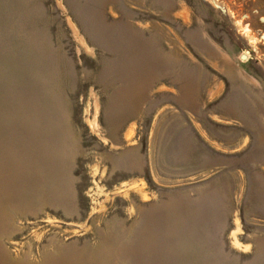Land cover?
I'll return each instance as SVG.
<instances>
[{
    "label": "rangeland",
    "instance_id": "obj_1",
    "mask_svg": "<svg viewBox=\"0 0 264 264\" xmlns=\"http://www.w3.org/2000/svg\"><path fill=\"white\" fill-rule=\"evenodd\" d=\"M0 172V264H264V0H0Z\"/></svg>",
    "mask_w": 264,
    "mask_h": 264
},
{
    "label": "bare ground",
    "instance_id": "obj_2",
    "mask_svg": "<svg viewBox=\"0 0 264 264\" xmlns=\"http://www.w3.org/2000/svg\"><path fill=\"white\" fill-rule=\"evenodd\" d=\"M2 174L0 172V180H1ZM2 218V219H1ZM4 217H0V232L4 228V221L2 220ZM152 219L150 216H147L146 219L142 223V229L143 232L138 234L137 236V243L135 246L129 245L127 252H129L131 259L130 262L132 264H159V255H158V249H157V239L153 237L152 234H150L148 227L151 226ZM149 245H153V247L150 249ZM62 262L61 264H63ZM81 264H87L85 262H82ZM88 264H92L90 261H88Z\"/></svg>",
    "mask_w": 264,
    "mask_h": 264
},
{
    "label": "water",
    "instance_id": "obj_3",
    "mask_svg": "<svg viewBox=\"0 0 264 264\" xmlns=\"http://www.w3.org/2000/svg\"><path fill=\"white\" fill-rule=\"evenodd\" d=\"M242 58H244V55H241Z\"/></svg>",
    "mask_w": 264,
    "mask_h": 264
},
{
    "label": "crops",
    "instance_id": "obj_4",
    "mask_svg": "<svg viewBox=\"0 0 264 264\" xmlns=\"http://www.w3.org/2000/svg\"><path fill=\"white\" fill-rule=\"evenodd\" d=\"M158 246V245H157ZM154 264V263H153Z\"/></svg>",
    "mask_w": 264,
    "mask_h": 264
}]
</instances>
